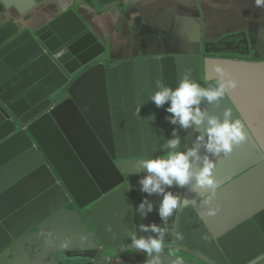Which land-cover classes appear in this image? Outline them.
<instances>
[{
  "label": "water",
  "instance_id": "95a60500",
  "mask_svg": "<svg viewBox=\"0 0 264 264\" xmlns=\"http://www.w3.org/2000/svg\"><path fill=\"white\" fill-rule=\"evenodd\" d=\"M47 1L0 0V264H11L57 222L67 223L69 236L46 249L41 264H145L147 254L131 248L129 232L147 236L139 225L165 226L159 216L163 197L142 193L139 181L147 172H136L142 160L167 155L163 145L177 127L166 119L170 104L157 108L149 97L159 81L173 90L185 78L215 86L217 69L229 72L239 87L220 104L202 107L221 121L231 109L247 141L227 158L212 157L214 190L168 189L182 206L166 225L161 260L264 264V201L238 208L227 219L215 213L216 201L228 190L264 175V59L203 50L115 61L90 28L92 0H57L59 14L49 20L47 11L37 13ZM89 94L99 103L85 119ZM206 129L207 122L202 133L181 129L179 150L190 148ZM201 155L208 154L202 149ZM145 199L156 210L142 219L136 210ZM244 240L250 249L239 248Z\"/></svg>",
  "mask_w": 264,
  "mask_h": 264
},
{
  "label": "crops",
  "instance_id": "0c3cea01",
  "mask_svg": "<svg viewBox=\"0 0 264 264\" xmlns=\"http://www.w3.org/2000/svg\"><path fill=\"white\" fill-rule=\"evenodd\" d=\"M92 1L96 8L88 9L90 28L102 39L109 50L108 56L115 61L199 55L203 50L237 60L264 59V8L255 7V0ZM43 11H47V20L57 17V0H48L37 13ZM145 81L151 86L150 71L146 73ZM122 89L123 82L119 79L118 92L124 100ZM84 100L87 106L82 117L87 119L96 113L99 101L90 94ZM124 120L126 130L128 124ZM74 132L82 139L79 127L75 126ZM263 201L264 175L259 172L216 201L215 213L227 219L234 215V210ZM69 232L66 222L53 224L43 238L23 247L11 264H41L46 249L59 245L58 239L67 238ZM49 233L53 234L51 242ZM239 248H249L247 241L240 243Z\"/></svg>",
  "mask_w": 264,
  "mask_h": 264
},
{
  "label": "clouds",
  "instance_id": "9594fccd",
  "mask_svg": "<svg viewBox=\"0 0 264 264\" xmlns=\"http://www.w3.org/2000/svg\"><path fill=\"white\" fill-rule=\"evenodd\" d=\"M255 7L264 8V0H255ZM217 71L219 79L215 86L201 87L185 78L179 81L173 90L163 81H159L157 82L158 91L149 97L157 108L163 109L165 105L170 104V107L166 109L169 114L166 119L171 125L177 127L172 132L173 138L163 145L167 155L159 159L142 160L136 172L137 174L147 172V176L139 181L142 193L163 197L159 206V216L165 226L160 227L155 223L150 226L139 225V233L149 234L147 236H138L135 230L129 232L131 248L136 252L147 254L145 264H162L161 254L168 233L166 225L182 206L181 199L168 189L189 188L194 193H199L201 190H214L217 186L214 178L216 164L212 157L219 158L223 155L227 158L236 147L247 141L244 126L238 120L233 122L231 109L224 111L223 121H221L219 117L210 115L202 107L205 102L220 104L231 91L239 87V82L229 72L221 69ZM205 122H207L206 133L196 136L192 146L186 147V151H180L182 143L180 130L187 133L190 129H194L195 132L202 133ZM202 149L206 150L208 155L202 156ZM198 164H202L203 167L197 172L195 167ZM186 203L185 201L184 204ZM155 210V205L145 199L136 211L142 219H147L148 215ZM52 237L53 234L49 233V242ZM70 243L66 241L63 247L69 248Z\"/></svg>",
  "mask_w": 264,
  "mask_h": 264
}]
</instances>
